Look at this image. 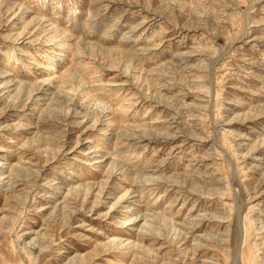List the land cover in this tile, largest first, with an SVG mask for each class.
I'll return each instance as SVG.
<instances>
[{
    "label": "rangeland",
    "instance_id": "1",
    "mask_svg": "<svg viewBox=\"0 0 264 264\" xmlns=\"http://www.w3.org/2000/svg\"><path fill=\"white\" fill-rule=\"evenodd\" d=\"M1 71L0 258L264 264V0H0Z\"/></svg>",
    "mask_w": 264,
    "mask_h": 264
},
{
    "label": "bare ground",
    "instance_id": "2",
    "mask_svg": "<svg viewBox=\"0 0 264 264\" xmlns=\"http://www.w3.org/2000/svg\"><path fill=\"white\" fill-rule=\"evenodd\" d=\"M22 12H24V11H22ZM26 13V12H25ZM24 14V13H23ZM33 22H35V20L33 21V19H32V21H31V23H33ZM36 26H38V28L39 27H42L43 28V30H45V32L46 31H49V32H53V30H51V28H47L48 26H44V21H40L39 20V22H37V25ZM55 33V32H54ZM22 34H23V32L22 33H20L19 34V37L20 36H22ZM52 34V33H51ZM57 37V36H56ZM59 37H61L62 39L64 38L65 40H67V36H65V35H60ZM54 38H55V36H53V40H54ZM53 40H50L49 42H51V41H53ZM60 41V40H59ZM68 41V40H67ZM78 41V40H77ZM54 42V41H53ZM63 42V41H62ZM65 42V41H64ZM72 43H74V41L72 42ZM67 44V43H66ZM74 45L75 46H77V48H76V52H78V54L81 52V49L82 48H84L85 50H90V48L88 47V46H86V45H88V44H84V43H80V42H76L75 41V43H74ZM68 46V45H67ZM70 46V45H69ZM73 46V45H72ZM71 46V47H72ZM90 47H92V46H90ZM119 51V50H118ZM116 54H117V52H116ZM124 54V53H123ZM122 54V55H123ZM56 55V54H55ZM57 55H59V54H57ZM78 56V55H77ZM128 56V55H127ZM125 57V56H124ZM130 58V57H129ZM45 69H47L48 70V68L47 67H45ZM124 70V69H123ZM126 70V69H125ZM52 72H54L55 70L54 69H52L51 70ZM79 69H77L76 67H74V66H72V68L70 67H68V68H66V70L63 72V73H61V74H59V75H57L56 77L54 76V77H52V79H45V80H43V81H41V82H39V84H37V86L36 87H34V89L32 90V92H31V94H30V96H32L33 95V98L31 99L32 100V102H34L35 101V104L36 103H38L37 101H42V102H44V104H42V106H44V111L46 110V111H50V108H52L53 107V105H52V107H51V104H53L54 102H59L58 101V94H57V92H52V89H51V87L53 86V85H55L56 84V88L58 89V90H60L61 88H63V87H65L66 85H68V86H70L69 85V82H73V81H75V78H76V76H75V74L77 75V73H79ZM128 70H126V72H127ZM55 73V72H54ZM58 73V72H57ZM73 73H75V74H73ZM53 75H55V74H53ZM72 75V76H71ZM79 76H80V74H78ZM10 75H7V72H3V71H1L0 72V79H6V78H8ZM123 76V75H122ZM11 82H13V80H10V81H6V82H4V85H3V87L4 88H9V86H12L10 83ZM20 84L19 85H25V84H22V82L20 81L19 82ZM35 85V84H34ZM32 86V85H31ZM109 86V85H108ZM16 89V88H15ZM86 95V94H85ZM84 95V96H85ZM87 95H88V93H87ZM28 100V99H27ZM29 100H30V98H29ZM28 100V101H29ZM42 102H40V103H42ZM77 107H80V110L81 111H85L84 110V108H83V106L82 105H80L79 103H76V105H75V111H77L78 110V108ZM87 109V108H86ZM105 110V109H104ZM74 111V110H73ZM88 113V112H87ZM87 113H83L84 114V118H89L90 116L87 114ZM74 114L75 115H78V114H81V115H83L82 114V112H80V111H78V112H74ZM105 114V113H104ZM73 116V115H72ZM108 116V115H107ZM78 118V117H77ZM80 118V117H79ZM98 122H99V120H98ZM97 122H94L93 124L95 125ZM80 124V123H79ZM78 124V125H79ZM92 124V125H93ZM93 127V126H92ZM132 137H135V139H133V140H136V139H138L139 137L137 136L136 137V135H134V134H132L131 135V138ZM36 138L38 139H40V137H38L37 135H36ZM123 138V137H122ZM142 139V138H141ZM110 164H111V166H113L114 165V162H113V160L110 162ZM1 168V167H0ZM136 183V182H135ZM104 185V184H103ZM94 188V186H92V187H89L88 188V191H87V194H86V196L87 195H89L90 194V190L91 189H93ZM73 190L75 191V189H72L71 190V192H73ZM102 189H100L99 190V192H98V196L100 197V195L102 194ZM75 192H77V191H75ZM128 192H129V190L127 191V192H124V194L121 196V197H119V198H116V202L118 203V202H120V201H123V200H126V197H127V195H128ZM133 192H136V191H133ZM78 193V192H77ZM127 201V200H126ZM128 209V208H127ZM140 211H138L135 215H136V217H135V219H131V220H134V222H132L133 224H136V222L137 221H135V220H137V218L140 216ZM148 214L147 213H143L142 214V217H145L146 218V221H148L147 220V218H148ZM131 220H128V221H131ZM125 223V225H124V227H126L127 225H129V224H131V223H127V221H124ZM19 225V224H18ZM17 224H15L14 225V227L11 229L13 232H15L16 233V231H17V226H18ZM188 228V227H187ZM14 229V230H13ZM142 229H145L144 227L143 228H141V230H140V232L142 233V234H140L142 237H144L143 239H142V241H145V240H149L148 238H150V239H153V240H160V238H159V236H156V235H153V234H147V233H145L144 231H142ZM193 229H194V226H193ZM190 231H191V229H189ZM26 235L27 234H31V233H25ZM185 238V235L183 236V238H182V240ZM121 244L123 243V242H120ZM244 243H245V245H246V243H247V231L245 230V240H244ZM134 244V243H133ZM138 245V244H137ZM135 246H136V244H135ZM134 245H133V247H135ZM132 247V248H133ZM140 248H145V247H141V246H139ZM16 248V246H13V249H15ZM138 248V247H137ZM195 249L196 250H199V248H196L195 247ZM139 250V249H138ZM16 252H18V251H16ZM15 252V253H16ZM24 252V251H23ZM22 252V253H23ZM25 253V252H24ZM147 253H149L150 254V251H148ZM50 254H52L53 255V253H52V251H51V249H48L47 248V250H45V251H43L42 253H41V255L37 258V259H31V258H28V264H50L51 262H53V260H51V259H48V258H50L49 257V255ZM61 254V253H60ZM17 257H14L13 259H12V261H9V260H5V259H2V258H0V264H18L17 263V259H19V257L20 256H18V254L16 255ZM21 256H24V255H21ZM28 256V255H27ZM29 257V256H28ZM21 258V257H20ZM47 259H48V261H47ZM59 260H61V258L60 259H58V261ZM21 261V260H20ZM19 261V262H20ZM22 262V261H21ZM72 263V262H71ZM70 263V264H71ZM75 263V262H74ZM242 263L243 264H256L255 263V261L253 260V259H247V258H245L244 256H243V258H242ZM19 264H21V263H19ZM24 264V263H23Z\"/></svg>",
    "mask_w": 264,
    "mask_h": 264
}]
</instances>
